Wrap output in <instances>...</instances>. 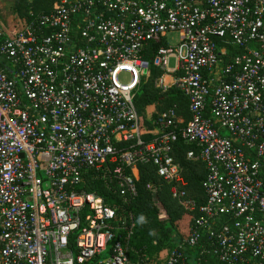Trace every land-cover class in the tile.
Segmentation results:
<instances>
[{
    "label": "built area",
    "instance_id": "2783aa9c",
    "mask_svg": "<svg viewBox=\"0 0 264 264\" xmlns=\"http://www.w3.org/2000/svg\"><path fill=\"white\" fill-rule=\"evenodd\" d=\"M30 2L20 28L0 11V264H193L197 249L264 264V0ZM148 84L179 90L191 119L138 105ZM180 138L207 165L200 208ZM147 163L189 219L140 254Z\"/></svg>",
    "mask_w": 264,
    "mask_h": 264
},
{
    "label": "trees",
    "instance_id": "16d2710c",
    "mask_svg": "<svg viewBox=\"0 0 264 264\" xmlns=\"http://www.w3.org/2000/svg\"><path fill=\"white\" fill-rule=\"evenodd\" d=\"M30 4V0H13V11L19 17L26 18ZM32 4L35 11H43L48 9L52 0H32ZM1 16L4 19L3 13ZM137 103L141 107L157 104L159 110L177 104L185 123L191 119L192 114L188 109V101L176 88L164 93L155 88L153 84L145 85L139 93ZM191 150L199 152L200 147L189 144L180 138L175 144L174 153L177 162L183 167L188 197L196 200L198 208H200L207 201L204 182L208 169L202 160H193L188 157V152ZM137 187L138 197L132 204L137 224L132 238L134 250L139 251L140 254L146 250L153 254L179 242L184 234L181 233L177 223L184 218L186 210L180 200L173 196L171 185L166 184L159 176L153 163L140 166ZM104 193L106 194L107 191L105 190ZM156 240L159 242L157 245L154 244ZM199 251L198 249L195 251L197 257H191L193 264H219L212 253H205L199 259ZM193 252V250H189L190 255ZM137 255L138 253L135 252L132 257Z\"/></svg>",
    "mask_w": 264,
    "mask_h": 264
},
{
    "label": "rangeland",
    "instance_id": "374dc122",
    "mask_svg": "<svg viewBox=\"0 0 264 264\" xmlns=\"http://www.w3.org/2000/svg\"><path fill=\"white\" fill-rule=\"evenodd\" d=\"M13 0H0V9L4 14V20L8 24H13L14 27L20 28L23 25V18L19 17L14 11H13ZM189 217L183 218L181 221H179L177 224L179 226V229L183 234H186V230H183L186 226V222L188 221Z\"/></svg>",
    "mask_w": 264,
    "mask_h": 264
},
{
    "label": "crops",
    "instance_id": "0c3cea01",
    "mask_svg": "<svg viewBox=\"0 0 264 264\" xmlns=\"http://www.w3.org/2000/svg\"><path fill=\"white\" fill-rule=\"evenodd\" d=\"M0 11H1V9H0ZM1 13H3V12L1 11Z\"/></svg>",
    "mask_w": 264,
    "mask_h": 264
}]
</instances>
